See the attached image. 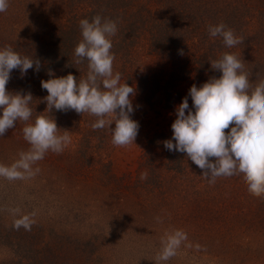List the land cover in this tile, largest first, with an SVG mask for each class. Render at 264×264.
<instances>
[{
	"label": "trees",
	"instance_id": "16d2710c",
	"mask_svg": "<svg viewBox=\"0 0 264 264\" xmlns=\"http://www.w3.org/2000/svg\"><path fill=\"white\" fill-rule=\"evenodd\" d=\"M97 15L117 26L110 37L113 72L121 74L122 84L136 89L132 119L139 124L154 122L144 133L134 171L115 170L112 131L108 127L93 130L97 117L74 110L46 111L48 93L41 81L51 78L49 72L56 77L71 73L78 80L87 77L88 61L76 63L75 48L83 39L80 21L92 22ZM220 24L243 42L230 48L221 36H210V26ZM142 42L145 48L138 50ZM8 46L22 57L37 58L40 70L29 69L23 77L19 70L11 73L7 90L30 92L33 112L29 121H17L0 136L1 160L11 166L21 152L31 149L23 129L38 116L55 119L58 134L67 132L70 137L62 152L49 150L31 166L40 171L41 183L59 187L46 204L61 210L49 214L47 227L21 219L30 227H16L14 221L4 231L0 228V244L9 246L13 264H69L75 258L82 259L80 264L91 262L101 238L100 223L89 220L93 230L89 233L69 234L53 227L55 221L63 224L70 217L75 222L78 216L72 207L66 208L70 203L63 196H84L87 208H106L113 217L119 215L126 195H134L131 206L137 211L157 219L171 217L181 226L199 230L204 236L199 241L205 245L196 254L214 255L217 263L226 251L230 264H245L250 257L264 261V241L253 242L248 235L264 236V196L249 192L243 174L211 182L186 154L169 151L163 144L172 138L176 107L191 86L222 75L211 68L210 61L234 54L244 63L253 87L264 81V0H8L7 11L0 13V49ZM188 100L192 107L190 96ZM142 173L146 179L140 178ZM239 232L248 241L242 243Z\"/></svg>",
	"mask_w": 264,
	"mask_h": 264
},
{
	"label": "clouds",
	"instance_id": "9594fccd",
	"mask_svg": "<svg viewBox=\"0 0 264 264\" xmlns=\"http://www.w3.org/2000/svg\"><path fill=\"white\" fill-rule=\"evenodd\" d=\"M7 8L8 0H0V13ZM80 26L83 39L75 48V56L76 63L87 59V77L78 80L71 73L56 77L49 72L51 78L41 81L42 89L48 93L44 98L46 111L88 113L98 118L91 125L93 130L111 129L114 145L124 147L135 143L140 127L132 119L136 89L127 82L122 84L121 74L113 72L115 55L111 52L110 37L115 35L117 26L111 20L102 22L99 15L92 22L81 20ZM209 34L221 36L230 48L243 42L231 29L226 30L224 24L210 26ZM210 64L222 75L210 78L199 87L191 86L188 96L192 107L188 96L176 107V119L171 126L173 135L163 142L164 147L186 154L211 182L217 177L243 174L249 192L256 197L264 196V81L253 87L243 70L244 63L234 54L225 53ZM34 67L40 70L37 58L22 57L10 46L0 49V136L14 128L17 121L27 122L32 116L29 106L32 94H13L6 85L13 70H19L23 77ZM23 133L31 149L21 152L11 166L0 165V176L10 180L21 178L49 150L60 153L70 143L67 132L58 134L56 120L43 115L24 127ZM140 178L146 179L147 174L142 173ZM20 226L30 227L18 221L16 227ZM184 239L186 236L181 232L167 236L158 259L169 260Z\"/></svg>",
	"mask_w": 264,
	"mask_h": 264
},
{
	"label": "rangeland",
	"instance_id": "374dc122",
	"mask_svg": "<svg viewBox=\"0 0 264 264\" xmlns=\"http://www.w3.org/2000/svg\"><path fill=\"white\" fill-rule=\"evenodd\" d=\"M141 44L138 50L145 48V43L142 42ZM137 61L139 65H142V59L139 58ZM153 123L146 124L145 122H140L142 125L139 124L136 144L132 143L124 147L114 145L111 157L116 171L123 173L124 171L135 170L137 167L135 160L140 153L144 133L150 127H154ZM0 165L9 166V164L1 160V156ZM40 177H42L40 171L36 169H31L27 174H23L21 178L17 179L10 180L0 176V222L4 225L0 228H3V231L9 227V224H14V221L17 224L18 221H22L21 219L31 224L42 223L47 227L46 218L50 216L49 214L61 210L53 205L49 207V203L46 204L51 200L48 197L58 192L59 187L57 185L51 186L41 183L39 181ZM91 181L93 185L96 181L95 177ZM45 189L49 190L45 193ZM32 198H35L36 201L31 202ZM63 198L70 203L66 208L70 210L72 207L74 213L76 214L77 212L78 216L75 217L76 221L74 222L70 217L66 218V214L63 211V219L66 218V221L63 224H58L55 221L53 227H61L63 231L69 234H76L77 232L89 233V231H93L87 223L91 220L95 223L99 222L102 228L98 227V231H101V234L98 236L101 238L98 239L95 256L91 262H82L81 264H230L227 263V251L222 255L220 263H217V257H214V255L208 257L196 254L197 248L204 249L203 245H205L199 241L204 238L199 230L194 227L181 226V223L179 224L171 217L157 219L152 217L151 214L137 211L131 206L134 195H126L124 197V203L123 205L120 204L119 215L117 214V217L108 216L106 208H87L86 204L83 203L86 201L84 196L68 198L63 196ZM67 209L65 211H68ZM85 214L88 218L78 228L80 218ZM74 223L77 225L76 228H74ZM154 225L157 228H153ZM176 232L183 233L186 239L182 240L180 246L176 249V254L169 260H159L158 257L163 248L162 241L167 236L174 235ZM192 235L197 236V239L192 240ZM240 235L241 233L239 232L238 236L242 243L248 241L247 238ZM248 235L252 238L253 242L264 241V236L260 234L248 233ZM28 247H31V244H28ZM14 260L9 246L0 244V261L13 264ZM81 260L75 258L69 264H80ZM245 264H264V261L260 259L254 261L250 257L249 261Z\"/></svg>",
	"mask_w": 264,
	"mask_h": 264
}]
</instances>
